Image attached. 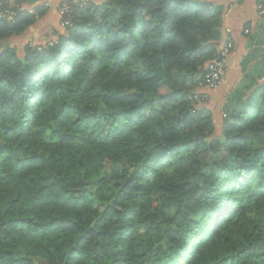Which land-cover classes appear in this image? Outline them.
Returning a JSON list of instances; mask_svg holds the SVG:
<instances>
[{
	"label": "trees",
	"instance_id": "16d2710c",
	"mask_svg": "<svg viewBox=\"0 0 264 264\" xmlns=\"http://www.w3.org/2000/svg\"><path fill=\"white\" fill-rule=\"evenodd\" d=\"M38 1L0 0V264H264V62L219 136L196 92L225 8L68 0L19 56Z\"/></svg>",
	"mask_w": 264,
	"mask_h": 264
},
{
	"label": "crops",
	"instance_id": "0c3cea01",
	"mask_svg": "<svg viewBox=\"0 0 264 264\" xmlns=\"http://www.w3.org/2000/svg\"><path fill=\"white\" fill-rule=\"evenodd\" d=\"M66 1L68 0H39L37 2L47 9V13L40 19L45 20L46 23H50L53 19L50 23L54 28L52 30H60L58 9ZM206 1L225 8L219 47H224L227 42L232 44V49L225 62L226 74L223 85L215 90L199 88L200 94L205 96L211 106L208 110L213 120L216 117L221 120V107L225 95L237 86L252 65L264 62V0ZM27 9L29 12L33 10L30 6ZM247 57L251 58V63L245 68L242 63ZM259 82L264 83V76ZM214 123L216 126L215 121Z\"/></svg>",
	"mask_w": 264,
	"mask_h": 264
},
{
	"label": "built area",
	"instance_id": "2783aa9c",
	"mask_svg": "<svg viewBox=\"0 0 264 264\" xmlns=\"http://www.w3.org/2000/svg\"><path fill=\"white\" fill-rule=\"evenodd\" d=\"M87 0H72V3L75 5L81 4ZM261 9V7H260ZM60 14L68 11V6L63 4L59 6L58 9ZM0 17H6L8 21H11L13 17V13L9 11L2 12L0 11ZM232 49V44L227 42L224 47H222L217 56L213 59V61L209 62L205 67V75L203 78L204 87L209 90H215L223 85L225 81V73H226V58L229 55Z\"/></svg>",
	"mask_w": 264,
	"mask_h": 264
},
{
	"label": "rangeland",
	"instance_id": "374dc122",
	"mask_svg": "<svg viewBox=\"0 0 264 264\" xmlns=\"http://www.w3.org/2000/svg\"><path fill=\"white\" fill-rule=\"evenodd\" d=\"M27 7L28 6H26V8ZM52 22H53V19H52V21H50V23H52ZM50 23L49 22L46 23L45 20L38 19V21L33 26L28 28L22 35H20L18 37H14L11 40H5V42L2 45H4V46L9 45V46H12L13 48H16L18 55L21 56L22 55V48L26 44H28V45H43L49 39L51 30L54 29V28H52ZM58 29H59V27H58ZM199 91L200 90L198 89L196 92L198 94H200ZM202 105H204L207 109H208V107L211 108L209 102L206 101V99H205V102H203ZM214 121L216 122V130H215L214 136H219L220 135V123H219L220 122V118L216 117L214 119Z\"/></svg>",
	"mask_w": 264,
	"mask_h": 264
}]
</instances>
